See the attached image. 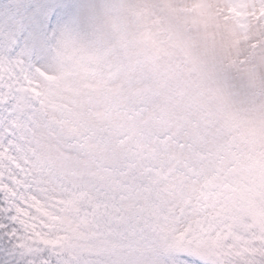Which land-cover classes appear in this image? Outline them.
Here are the masks:
<instances>
[{
    "label": "snow or ice",
    "instance_id": "6c2138e0",
    "mask_svg": "<svg viewBox=\"0 0 264 264\" xmlns=\"http://www.w3.org/2000/svg\"><path fill=\"white\" fill-rule=\"evenodd\" d=\"M6 14L0 264H264V224L226 187L257 148L227 153L250 131L264 141V108L235 107L228 86L264 72V0Z\"/></svg>",
    "mask_w": 264,
    "mask_h": 264
},
{
    "label": "rangeland",
    "instance_id": "374dc122",
    "mask_svg": "<svg viewBox=\"0 0 264 264\" xmlns=\"http://www.w3.org/2000/svg\"><path fill=\"white\" fill-rule=\"evenodd\" d=\"M22 2L47 4L52 0H0V45L12 39L10 33L16 31V22L6 14L8 6ZM261 80H264V72H255L251 76L240 73L229 78L228 86L233 93V105L239 109L249 110L264 108V99H257ZM252 147L257 148L254 157L251 158L252 163L244 167L238 176L232 177V183L226 187L229 189L230 198L234 200L236 210L243 211L264 224V197L260 196L261 190H264V141L258 139L254 131H250L247 137H241L236 143L239 151H229L227 154L236 156L243 153V157L247 158V151Z\"/></svg>",
    "mask_w": 264,
    "mask_h": 264
}]
</instances>
